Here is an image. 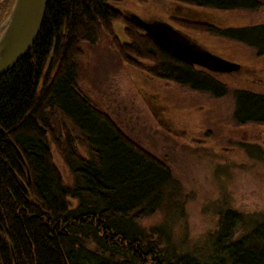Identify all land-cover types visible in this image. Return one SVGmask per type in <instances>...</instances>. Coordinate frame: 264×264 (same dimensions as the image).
<instances>
[{"label":"trees","instance_id":"16d2710c","mask_svg":"<svg viewBox=\"0 0 264 264\" xmlns=\"http://www.w3.org/2000/svg\"><path fill=\"white\" fill-rule=\"evenodd\" d=\"M124 1L49 0L29 52L0 77V264H264V212L222 211L204 245L179 248L185 243L173 230L183 215L179 183L81 90L77 59L83 44L101 33L113 38L112 24L121 20L127 41L114 44L122 61L188 91L212 98L231 93L236 126L264 124V93L230 90L177 59L123 16L116 5ZM169 1L222 12L261 6L259 0ZM12 2L0 0V24ZM198 24L183 26L264 55V23ZM53 113L72 131L62 123L55 136ZM51 142L70 170V184L55 165ZM166 205L175 213L161 211ZM156 211L161 220L145 226Z\"/></svg>","mask_w":264,"mask_h":264},{"label":"rangeland","instance_id":"374dc122","mask_svg":"<svg viewBox=\"0 0 264 264\" xmlns=\"http://www.w3.org/2000/svg\"><path fill=\"white\" fill-rule=\"evenodd\" d=\"M259 1L257 10L226 12L199 8L188 12L167 0H125L116 6L145 19L166 22L202 48L239 64L240 74L216 76L230 90L245 88L264 93V55L256 56L243 44L183 26L200 25L190 20V13L207 22L216 20L222 26L264 23V0ZM182 15L190 19H183ZM112 31L113 38L103 32L94 44H83V55L77 59L78 84L131 141L165 163L179 183L181 193L176 201L182 206L183 215L173 228L177 240L185 241L179 248L190 250L204 245L216 230L222 211L263 213L264 124L236 126L231 118V93L212 98L156 79L125 63L114 44V39L127 41L123 21H115ZM50 120L55 136H61L62 123L72 131L70 123L60 115L53 113ZM50 144L55 165L64 182L70 184L69 168L58 147ZM161 211L175 213L172 205ZM161 211L143 224L149 227L158 223L163 216Z\"/></svg>","mask_w":264,"mask_h":264},{"label":"water","instance_id":"95a60500","mask_svg":"<svg viewBox=\"0 0 264 264\" xmlns=\"http://www.w3.org/2000/svg\"><path fill=\"white\" fill-rule=\"evenodd\" d=\"M49 0H13L7 17L0 24V77L8 72L19 60H21L32 47L40 27L42 25L45 9ZM182 7L196 9L186 5L169 1ZM182 6V7H180ZM123 16L131 23L151 37L165 51L177 59L203 69L215 76H235L242 72V67L230 62L198 45L190 36L166 22L157 19H145L131 11L120 9ZM195 15V14H194ZM188 15H182L183 19H190ZM194 23H210L222 26L215 20L205 21L202 17H192ZM27 181L29 176L26 172Z\"/></svg>","mask_w":264,"mask_h":264},{"label":"bare ground","instance_id":"6f19581e","mask_svg":"<svg viewBox=\"0 0 264 264\" xmlns=\"http://www.w3.org/2000/svg\"><path fill=\"white\" fill-rule=\"evenodd\" d=\"M27 170H28V168L26 167V165H25V163H24L25 177H26V172H27V174H28V176H29V183H28V181H27V177H26L27 185L24 184V182H21V186L23 187V189H24L25 191H27V186L30 185V175H29V173H28Z\"/></svg>","mask_w":264,"mask_h":264},{"label":"flooded vegetation","instance_id":"af4514ba","mask_svg":"<svg viewBox=\"0 0 264 264\" xmlns=\"http://www.w3.org/2000/svg\"><path fill=\"white\" fill-rule=\"evenodd\" d=\"M139 1H141V2H143L144 3V0H139ZM108 115V114H107ZM109 116V115H108ZM110 117V116H109ZM111 118V117H110ZM137 145V144H136Z\"/></svg>","mask_w":264,"mask_h":264}]
</instances>
